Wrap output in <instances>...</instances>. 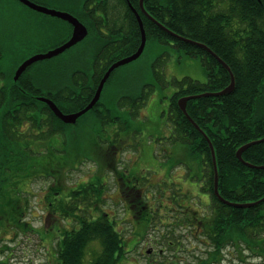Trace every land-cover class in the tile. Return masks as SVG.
Returning a JSON list of instances; mask_svg holds the SVG:
<instances>
[{
  "label": "trees",
  "instance_id": "1",
  "mask_svg": "<svg viewBox=\"0 0 264 264\" xmlns=\"http://www.w3.org/2000/svg\"><path fill=\"white\" fill-rule=\"evenodd\" d=\"M117 1L114 3L115 6H133L138 12L141 11L140 0ZM144 6L152 17L174 33L209 46L225 59V52L228 58L231 57L230 40L233 38L231 30L233 24H236L237 57L233 64L229 62L236 80L234 91L221 97L190 100L187 111L207 134L215 148L221 195L235 203L262 199L264 169L249 168L237 158L236 153L242 145L264 137V0H145ZM140 16L147 33V40L153 37L165 44L173 41L175 49L185 57L199 59L204 67L207 62L211 67V72L205 68L207 83L185 79L183 83L180 82V87L177 84L178 91L171 98L170 105L176 140L185 141L188 145L191 162L188 170L189 173H193L191 180L202 182L203 193L211 200L212 214L206 218L204 234L194 236L193 233L194 237L199 238L198 240H206L209 247L205 250L204 256H200L191 264H221L230 247L234 248L233 252L240 256V259L247 250L264 259V202L249 209H238L223 204L216 197L210 145L178 106V100L183 96L224 89L230 83L228 74L209 54H207L209 58L203 59L202 56L206 55L204 49L170 36L144 13H140ZM131 17L124 34L118 27L110 29L111 34L107 37V43L111 51L105 53L107 61L104 62V68L95 77L93 92L87 95L81 106L74 108L73 111L83 109L90 103L99 81L113 63L134 54L139 48L141 44L139 23L134 15ZM226 39L228 41H225ZM6 49L5 45L0 44L1 60L8 59ZM8 60L9 63L6 64H10V67L6 70L0 68L2 81L0 86V236L10 233V230L13 234V229L22 234L26 233L28 228L31 232L38 231L29 227L31 223L26 220L31 210L30 202L26 197L30 192L21 191L19 184L23 180H28L27 186L37 178L52 177L54 183L58 185L54 184L50 187L49 198L57 200L59 204L57 202L51 206V215H62L66 220H70V224L76 221L80 225L79 228L61 229L56 264H84L86 249L94 241L100 243L102 251L92 264H120L123 262L125 247L121 236L115 230L116 222L111 221L105 214L95 219L75 214L77 211H84L81 206L93 199L95 202L102 201L105 192L101 179L103 167L99 168L89 182L81 184L77 189H68L66 196L56 199L64 189L60 183L62 176L53 177L51 172L46 175L44 173L49 165L42 161L46 156L45 141L60 138L64 132L69 134L68 129L71 125L58 119L48 105L38 100V97L50 98L64 113L69 109L60 105L61 99L55 89L45 92L40 89L33 76L29 75L30 69L15 81L14 74L19 64ZM112 77L113 75L107 84ZM185 84L190 88L184 87ZM106 88L107 85L105 90ZM62 94L69 97L73 95L71 91L65 89L62 90ZM143 104L145 103L140 101V104L134 107L141 109ZM99 106L100 104H97L95 109ZM26 113L29 117L27 133L21 130V122H18L19 119L21 121L24 119ZM113 119L115 117L112 115L109 117L101 114L96 121L107 124L113 122ZM68 140L72 144L73 135L69 136ZM67 142L64 141L66 147H68ZM35 145L40 149L35 151L33 149ZM72 146L75 148L73 144ZM63 153L66 157L70 156V152ZM243 159L253 165L263 166L264 142L247 149L243 153ZM101 165L103 166V162ZM38 169H41L40 173ZM194 216L197 214L191 211L190 232L196 231L193 225V222H196ZM169 227L173 226L169 225ZM173 236L177 238V244L168 243L174 246L172 249L175 256L179 251L181 252V243L178 242L175 230Z\"/></svg>",
  "mask_w": 264,
  "mask_h": 264
},
{
  "label": "rangeland",
  "instance_id": "2",
  "mask_svg": "<svg viewBox=\"0 0 264 264\" xmlns=\"http://www.w3.org/2000/svg\"><path fill=\"white\" fill-rule=\"evenodd\" d=\"M33 1L58 12L79 16L78 11L87 2L92 5L95 0ZM117 2L115 0V3ZM70 25L66 20L36 11L18 0H0V44L6 46V57L14 64L20 65L36 56L35 54L40 51H52V48L61 42L69 41L72 37ZM75 52V48H70L60 56L32 64L28 68L30 69L29 75L33 76L44 92L55 89L57 67L59 65L70 66L73 63ZM8 59H0V68H4L3 70L10 67V64H6L9 63ZM112 75L113 77L104 92L103 98L105 99L102 100L108 103L110 108H119L120 105L116 101L118 96L134 92L131 89L143 92L147 97L146 103L141 109L142 115L135 118L131 125L137 132L133 133V139H130L128 134L127 146L122 150L121 156L116 157V162L118 174L122 172L137 173L141 177L144 198L146 196L144 200L148 203L149 209L148 213H145L148 226L142 230H136L137 245L131 252L125 253L123 262L120 264H126L124 261L127 260L132 261L133 264L148 262L153 264H191L196 262L200 256L206 254L205 250L209 246L193 236L195 230L188 235L187 229L177 226L169 227L181 218V215L171 208L160 211L158 203L162 198H165L163 193L166 191L167 197L170 198L168 204L172 205V200L180 214H189L192 210H197L199 217L205 213V209L211 210V200L208 195L203 193V183L191 180L193 173H189L188 170V165L191 164L188 145L185 144V141L176 140L175 123L170 111L171 98L178 91L177 86L180 85V82L183 83L185 79H191L205 84L208 81L205 67L199 59L185 57L171 44H165L150 37L142 56L119 67ZM1 84L0 80V86ZM147 84L150 87H147ZM184 87L190 88L188 84H185ZM150 91L152 92L151 96ZM111 111L114 112V110ZM94 117L93 113H88L81 117L78 124L69 126V134L64 132L63 137L45 141L46 156L42 158V161L49 165L43 171L45 175L51 172L53 177L60 176L61 178L62 176L60 183L65 190L61 196L58 194L57 198L66 196L69 192L68 189H77L81 184L89 182L92 176L99 171L102 166L101 162L105 166L99 151L107 148L110 135L116 134V126L108 123L103 128H101V124L95 127ZM72 135V144L75 148L68 140V137H72ZM65 140L68 141V147L64 144ZM162 147L170 151L168 156L163 152L160 153ZM33 149L37 151L40 148L35 145ZM63 150L70 152V156L66 157ZM66 162L68 163L66 164ZM157 164L164 166L168 177H161L153 173L155 170L153 166ZM175 165L177 166L175 167ZM37 171L40 173L41 169ZM118 174L114 171L104 170L101 179L105 182L108 191L103 194L102 201L95 202L93 199L81 206L84 211H77L75 214L84 215L90 219H95L105 213L111 215L112 220L116 221L115 230L118 234L130 239L131 233L128 231L125 233L122 230L126 226L123 221L125 205L116 198H108L109 195L115 196V178ZM150 180L156 183L154 187H151ZM27 182L28 180H23L19 184L21 191L30 192L26 195L31 205L26 220L31 223L29 227L38 231L31 232L28 228V231L22 234L13 229V234L10 230V233L3 237L0 236V264H56L61 229L65 227L79 228L80 225L76 221L70 224V220H66L62 215H51L49 202L52 201L54 204L58 202L46 198L50 187L54 184L58 185V183H54L52 177L37 178L26 186ZM164 202L167 203V200ZM161 221H164V224H161ZM174 230L178 242L181 243V252L179 251L174 256L175 252L172 249L174 246H169L166 253L158 254L160 249H166V245H169L168 242L176 243L177 238H173ZM162 235H165V238H162ZM52 237L54 238L52 239ZM149 248L153 250L151 256L145 252ZM127 250L129 249L125 248V251ZM101 251L102 247L98 241L89 244L84 264H92ZM230 252H233V247L227 249V256L221 264H264L262 257L252 254L248 250L241 259L236 253H234L235 256H231Z\"/></svg>",
  "mask_w": 264,
  "mask_h": 264
},
{
  "label": "flooded vegetation",
  "instance_id": "3",
  "mask_svg": "<svg viewBox=\"0 0 264 264\" xmlns=\"http://www.w3.org/2000/svg\"><path fill=\"white\" fill-rule=\"evenodd\" d=\"M31 2L40 5L42 7L48 8L44 5L39 4V2H35L33 0H30ZM113 2V4H111ZM88 3V2H87ZM85 4L80 11H78L79 16H74L81 22L88 31L87 37L77 44L76 46L72 47L76 49V52L74 53L75 57L73 60V63L70 66H62L59 65L56 69V76H57V86L55 87L56 92L58 93V96L61 100L60 105L63 108H67L65 114H73L76 113L82 109H79L78 111H73L74 108L80 107L81 103L85 100L87 95L91 94L94 89V84H95V77L98 76L99 71L104 68V62L107 61V54L106 52L111 51V47H109L107 43V37L111 34L110 29H119L124 31L125 27L128 25V23L131 21L132 17L131 15H134L137 19V16L135 12L133 11L131 6H115V0H95L92 5ZM51 9L52 8H48ZM139 13H142L140 11ZM138 21V20H137ZM72 28V33L74 30V26L71 24L70 25ZM231 33H233V38L230 40L231 43V48H230V55L229 58L227 57L228 54H226V59L221 57L228 65L229 62L233 64L236 60L237 57V26L234 23ZM124 34V33H123ZM223 41V40H220ZM225 41H228L227 39ZM65 42H61L52 50L62 46ZM81 44V45H80ZM168 44H171L172 47H174V42L171 41ZM175 48V47H174ZM206 55H203V59L206 60L207 54L212 56L208 51L204 50ZM214 51V50H213ZM48 51L43 52L40 51L36 53L35 55H40V54H46ZM59 54L58 56H60ZM99 58L101 60H99ZM216 59V58H215ZM218 65L223 68V70L228 74L230 81L231 77L229 74V71L225 69L219 62L216 60ZM230 66V65H229ZM205 68L211 72V67L207 62H205ZM104 76V75H103ZM103 78V77H102ZM101 78V79H102ZM208 79V77H207ZM101 81V80H100ZM99 81V83H100ZM207 83V82H206ZM99 85V84H98ZM147 87H150L149 84L146 85ZM98 88V86H97ZM96 88V89H97ZM146 88V87H145ZM67 90L71 91L73 95L71 97L69 96H64L62 94V90ZM132 93H125V94H120L118 96V103L120 105L119 108H110L109 104L106 102H103L102 100L105 99L103 98L104 94H102L100 101L97 103L98 105L100 104L99 107L96 109L94 108L92 113L95 115L94 117V125L97 122L96 119L99 115H109V117L112 115L115 117L113 119V122H109L111 124H115L116 126V134L113 135L111 134L109 140L107 141V148L100 150L99 154L101 156V159L104 161L105 166H103L104 170L107 171H114L116 174H118V167H117V156H121L122 150L125 148L126 143H127V138L128 134L130 139H133V133L137 132V130H134V127L131 126L135 118L142 115L143 111L139 108H135V105H139L140 101H143L146 103L147 97L143 92H138L136 90L131 89ZM150 96L152 92H149ZM135 96V97H134ZM107 97V96H106ZM146 97V98H145ZM150 98V97H149ZM46 104V103H45ZM14 105V104H13ZM47 105V104H46ZM97 110V111H96ZM99 110V111H98ZM114 110L113 113H108L107 111ZM53 112V111H52ZM112 112V111H111ZM91 113V114H92ZM139 118V117H138ZM29 117L28 113H26V116L24 119L21 121V119L18 120V122H21V130L27 133L29 131ZM79 118L77 120V123H79ZM75 124V125H76ZM102 125L101 128H103L105 125L104 123H99V125ZM97 125V123H96ZM95 125V127H96ZM29 134V133H28ZM19 137H22L21 135H18ZM64 135L61 134L60 137H63ZM28 137V136H27ZM162 150L160 151L163 152L166 156H168V152L170 151L168 149H165V147L161 148ZM134 164H137L134 162ZM155 167L154 174H158L161 177H165L167 175V172L165 171L164 166L160 165H154ZM94 176V175H93ZM92 176V177H93ZM116 179V185H115V196L109 195L108 198H116L119 200L121 203L125 205V213H124V223H125V228L122 229L125 231V233L128 231L130 232V236H132L130 239H128L126 236H123L119 234L122 238L123 241V246L126 249H129L125 251L131 252L132 249L137 245L136 242V230H142L143 228L148 226V220L145 217V213H148V203L144 200V189L141 186V177L138 176L137 173L133 174H128L122 172L121 174H118ZM106 181V180H105ZM107 182V181H106ZM150 185L151 187H154L156 183L153 180H150ZM105 186V182H103ZM108 191V188L106 189L105 187V192ZM65 192L63 189L60 193L59 196ZM104 192V193H105ZM165 198H162L160 202L158 203L160 211L163 209H174L175 211L178 209L177 206L171 201V204H168L169 198L166 195V191H164ZM146 195V194H145ZM46 198H49V194L46 195ZM51 199V198H49ZM60 199V198H56ZM167 200V203L164 201ZM54 203L52 201L49 202V210L51 206H53ZM208 207V206H206ZM157 209V210H158ZM193 214H199V211L197 210H192ZM212 214V210H207L205 209V213L203 215L194 216L193 219L196 220V222H193L194 227L196 228V231H194V236L197 234H204L205 231V223H206V218L210 217ZM107 217L110 218L111 221V215L109 216L108 214L105 213ZM181 218H179L175 223L171 224L172 226H177L179 228L187 229L188 235L190 233V226L192 225V218H191V213L189 214H180ZM116 222V221H115ZM161 224H164V221H161ZM134 236V237H133ZM162 238H165V235H162ZM204 244L206 245V240H203ZM159 243V242H158ZM172 244L171 242H169ZM168 243V244H169ZM162 244V243H159ZM170 245H166V249H160L158 254H164L168 251V247ZM234 249V248H233ZM152 248H149L145 250V252L148 254V256L152 255ZM231 256H235L234 252L230 254ZM126 264H133L132 261L127 260L124 261ZM146 264H153V263H146Z\"/></svg>",
  "mask_w": 264,
  "mask_h": 264
},
{
  "label": "water",
  "instance_id": "4",
  "mask_svg": "<svg viewBox=\"0 0 264 264\" xmlns=\"http://www.w3.org/2000/svg\"><path fill=\"white\" fill-rule=\"evenodd\" d=\"M22 3H24L25 5L31 7L32 9L54 16V17H59L63 20L68 21L70 24H72L74 26V30H73V34L72 37L70 38L69 41H67L66 43H64L62 46L49 51L46 54H40V55H36L34 57H32L31 59H28L27 61H24L23 63L20 64V66L17 68L15 75H14V80L17 81L22 74L34 63L41 61V60H45V59H50L53 58L55 56H58L59 54L64 53L66 50L76 46L77 44H79L80 42H82L88 35V31L87 28L81 23L79 22V20L77 18H75L74 16H72L71 14H67V13H63V12H58L55 10H51L45 7H42L40 5H37L33 2H31L30 0H18ZM144 1L145 0H140V8L143 11V13L149 18L151 19L154 23H156L163 31H166L167 33H169L170 35H172V37L195 45L201 49H204L206 51H208L211 55H213L218 62L229 71L230 77H231V81L230 84L225 87L224 89L217 91V92H203V93H199V94H195V95H188V96H183L178 100V106L180 108V110L182 111V113L186 116V118L188 119V121H190V123L200 132L202 133V135L204 136V138L208 141L209 145H210V149H211V154H212V161H213V168H214V194L216 195V197L225 205L229 206V207H233V208H238V209H249L252 207H255L259 204H261L262 202H264V197L258 201H254V202H247V203H235L232 202L230 200L225 199L221 193H220V188H219V169H218V164H217V157H216V151L215 148L210 140V138L207 136V134L198 126V124L190 117V115L188 114L187 111V105L188 102L190 100L193 99H198V98H208V97H221V96H225L228 94H231L236 86V80H235V76L230 68V66L222 59L220 58L214 51H212L207 45L194 41L192 39H188L185 38L183 36H180L176 33H174L173 31H171L169 28H167L164 24H162L161 22H159L158 20H156L154 17H152L147 10L145 9L144 6ZM132 7V6H131ZM133 11L135 12L136 16H137V20L139 23V28H140V32H141V44L139 46V48L137 49V51L127 57H124L118 61H116L115 63H113L110 68L107 70V72L104 74L103 78L101 79L99 86L97 88V91L95 93V96L93 97V99L91 100V102L81 111L77 112V113H73V114H69L66 115L64 114L59 108L58 106L50 99L46 98V97H39V101L44 102L46 104H48V106L52 109V111L54 112V114L60 119L62 120L64 123L66 124H75L77 122V120L82 117L83 115H85L86 113H88L89 111H91L96 104L99 102L101 95L103 93V90L105 88V84L108 81V79L110 78V76L112 75V73L118 69L121 66L127 65L137 59H139L146 47L147 44V33L146 30L144 28V24L143 21L141 19V16L139 14V12L134 9L132 7ZM264 142V137L256 140V141H251L249 143H246L244 145H242L238 151H237V158L246 166H248L249 168L252 169H258V170H263L264 169V165L263 166H258V165H253L251 163L246 162L243 159V153L251 148L254 145L257 144H261Z\"/></svg>",
  "mask_w": 264,
  "mask_h": 264
},
{
  "label": "bare ground",
  "instance_id": "5",
  "mask_svg": "<svg viewBox=\"0 0 264 264\" xmlns=\"http://www.w3.org/2000/svg\"><path fill=\"white\" fill-rule=\"evenodd\" d=\"M164 32H166V31H164ZM123 33H124V31H123ZM167 33V32H166ZM167 34H169V33H167ZM170 35V34H169ZM170 36H172V35H170ZM48 98V97H47ZM48 99H50V98H48ZM51 100V99H50ZM53 101V100H52ZM54 102V101H53Z\"/></svg>",
  "mask_w": 264,
  "mask_h": 264
}]
</instances>
